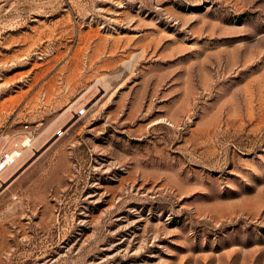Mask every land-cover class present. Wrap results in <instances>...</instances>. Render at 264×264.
<instances>
[{
  "label": "rangeland",
  "instance_id": "obj_1",
  "mask_svg": "<svg viewBox=\"0 0 264 264\" xmlns=\"http://www.w3.org/2000/svg\"><path fill=\"white\" fill-rule=\"evenodd\" d=\"M0 264H264V0H0Z\"/></svg>",
  "mask_w": 264,
  "mask_h": 264
},
{
  "label": "built area",
  "instance_id": "obj_2",
  "mask_svg": "<svg viewBox=\"0 0 264 264\" xmlns=\"http://www.w3.org/2000/svg\"><path fill=\"white\" fill-rule=\"evenodd\" d=\"M36 140V129L26 124L10 146L5 147L0 154V176L11 166L17 164L28 150L33 148Z\"/></svg>",
  "mask_w": 264,
  "mask_h": 264
}]
</instances>
